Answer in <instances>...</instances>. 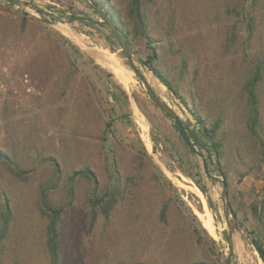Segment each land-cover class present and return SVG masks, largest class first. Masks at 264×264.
<instances>
[{
    "label": "rangeland",
    "instance_id": "374dc122",
    "mask_svg": "<svg viewBox=\"0 0 264 264\" xmlns=\"http://www.w3.org/2000/svg\"><path fill=\"white\" fill-rule=\"evenodd\" d=\"M103 1L112 19L92 0H0V264H51L52 221L57 264H227L221 179L236 215L230 262L262 264L252 239L264 248V0H139L141 22L133 0ZM94 8L116 18L196 153ZM150 47L183 101L144 65ZM258 70L252 133L244 86Z\"/></svg>",
    "mask_w": 264,
    "mask_h": 264
},
{
    "label": "trees",
    "instance_id": "16d2710c",
    "mask_svg": "<svg viewBox=\"0 0 264 264\" xmlns=\"http://www.w3.org/2000/svg\"><path fill=\"white\" fill-rule=\"evenodd\" d=\"M94 3L98 4L102 10L106 11L107 13L109 12V15L112 19V14L109 11L108 5L103 1V0H92ZM131 13H134L135 15V19L138 22H141L143 19V14L140 11V5H139V0H133L132 3V7H131ZM247 20V29L249 31L252 30V18L251 16H247L246 18ZM113 22L115 24H117V26L119 27V24L116 20V18H113ZM121 36L124 40V42L128 45V42L126 40V37L124 36V34H122L121 31ZM67 43V41H64ZM71 49L73 50V54L74 55H81L80 51L74 47L71 46ZM151 52L149 53L147 59L144 61V65L148 68V71H150L154 77H156L168 90H170L178 99L180 98L179 93L175 90V88L172 86V84L170 83L169 79L167 78V76L155 65V62L157 61L158 57H157V53H156V48L155 47H150ZM82 64L87 65V61H81ZM89 64V63H88ZM259 70L256 72V74L246 82L245 86H244V90H245V94H246V104L248 106V128L250 131H252V133L254 132L253 130L255 129V126L257 125L259 119V100L257 97V94L255 92V88L256 85L259 81ZM183 101V99H181ZM192 116L195 118L196 122H198V124L202 127L203 133H204V137H206V140L211 144V148L214 151V154L219 157L220 155V145L217 141H215V136L213 133V130H210L208 128H206L204 126V124L202 123L200 117L198 115H196L193 111H191ZM111 123L108 122L104 128L103 131V141H107L108 137L111 135ZM81 173L84 174V176L86 178H88L89 180H94L93 174L88 170L85 169L84 171H81ZM234 216L235 213H234ZM55 221H52L50 223V226L48 228V248H49V253H50V259H51V264H57L58 262V252H57V243H56V238H57V233H56V226H55ZM7 226H8V220L7 217L3 220L2 222V231L1 233L4 234L7 230ZM200 232H203L207 235L206 231L199 226L198 229ZM208 236V235H207ZM209 238V237H208ZM211 244H214V242L212 241V239H210ZM252 245L260 259V262H262V264H264V248L263 245L257 240V239H252Z\"/></svg>",
    "mask_w": 264,
    "mask_h": 264
},
{
    "label": "water",
    "instance_id": "95a60500",
    "mask_svg": "<svg viewBox=\"0 0 264 264\" xmlns=\"http://www.w3.org/2000/svg\"><path fill=\"white\" fill-rule=\"evenodd\" d=\"M88 1V0H87ZM94 10L100 15V17L104 20V22L108 25V27L111 29L112 33L115 36V39L117 40L121 50L126 55L129 65L132 67L136 75L142 80L145 91L147 93L148 98L152 101V103L159 108L161 111H163L168 118H170L173 121V124L175 128L178 131V134L180 135L182 141L186 144V146L194 153H196L194 146L185 131L181 121L178 119L177 115L163 102L161 101L152 90L151 86L148 84V82L142 77V75L135 69L133 62H132V53L130 49L128 48L127 44L124 42L121 34L119 33L117 24H112L110 21L107 20L106 16L102 11H100L98 8H94ZM204 171L206 172V175L208 176L206 165L203 164ZM220 183L222 185V202H223V208L226 218V224L228 227V234H227V243H228V255L226 258V263L231 264L230 260L233 254V241L232 236L234 233V230L236 228L235 221H234V214L230 210L228 202H227V193H226V184L223 179L220 180Z\"/></svg>",
    "mask_w": 264,
    "mask_h": 264
},
{
    "label": "built area",
    "instance_id": "2783aa9c",
    "mask_svg": "<svg viewBox=\"0 0 264 264\" xmlns=\"http://www.w3.org/2000/svg\"><path fill=\"white\" fill-rule=\"evenodd\" d=\"M4 70L6 71V69H4ZM22 80H23V83H24V85L26 87V91L28 93L32 92V88L29 85V78H28V76L27 75H23Z\"/></svg>",
    "mask_w": 264,
    "mask_h": 264
}]
</instances>
